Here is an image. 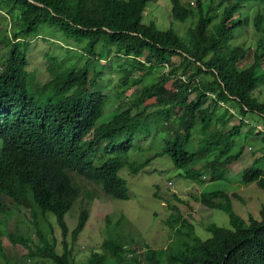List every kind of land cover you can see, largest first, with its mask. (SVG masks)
<instances>
[{
  "label": "trees",
  "instance_id": "1",
  "mask_svg": "<svg viewBox=\"0 0 264 264\" xmlns=\"http://www.w3.org/2000/svg\"><path fill=\"white\" fill-rule=\"evenodd\" d=\"M151 1L155 0H0V19L5 22L2 41L9 48L0 63V214L5 212L7 196L30 208L35 218L34 206L38 207L53 231L52 213L62 231V252L40 227L35 248L30 237L10 235L29 254L51 264H76L67 238L71 233L76 240L90 217L88 208H83L70 231L65 216L81 195L71 171L100 184L108 196L129 199V186L120 171L128 167L135 174L150 163L152 158L142 162L131 158L135 143L145 145L147 137V145L152 146L157 134L165 132L161 150L154 156L170 155L174 165L185 170L183 175L198 183H203L207 171L212 181L226 179L229 166L241 159L250 143L249 136L257 135L264 142V101L253 95L264 77L258 72L264 62V15L255 18L262 37L254 62L243 66L250 48L231 41L245 24L235 14L246 0H219L218 4L210 0L206 9L203 0L196 4L172 0L175 20L184 22L198 14L189 41L173 27L143 23ZM42 29L55 36L43 34V39L67 53L62 59L46 53L51 78L45 83L37 81L28 67L32 40L42 37ZM75 44L81 49V66L70 62L68 51ZM101 60L115 66L123 87L130 86L136 72L141 74L134 83L140 85L155 70L166 66L167 71L121 99V92L112 96L99 89L104 75L96 63ZM114 99L128 107L108 112ZM108 114L112 118L105 120ZM250 114L256 115L254 120ZM236 117L238 123L230 127ZM242 180L264 188V153L243 170ZM233 198L239 194L223 188L197 197L208 208L227 212L232 227L214 223L212 235L203 239L190 223L189 240L182 239L177 252L169 246V264H264V204L262 219L250 216L247 221L233 210ZM103 247L119 262L137 251L114 236L106 238ZM147 247L146 264H163L158 250ZM106 258L94 253L90 262L104 264Z\"/></svg>",
  "mask_w": 264,
  "mask_h": 264
},
{
  "label": "rangeland",
  "instance_id": "2",
  "mask_svg": "<svg viewBox=\"0 0 264 264\" xmlns=\"http://www.w3.org/2000/svg\"><path fill=\"white\" fill-rule=\"evenodd\" d=\"M196 4V0H192ZM205 9L210 0H203ZM216 0L215 4H218ZM220 13L221 8H218ZM261 13L264 15V1L246 0L236 12L235 16L243 19L244 25L235 31V37L231 41L233 45H244L250 48L247 58L242 62L243 66L254 62V51L262 34L257 31L255 18ZM198 20V14H194L187 21H177L172 16V0H155L148 3L143 23L149 24L155 22L160 29L173 27L185 41H189L190 30L195 26ZM217 16L214 22L218 21ZM5 22L0 19V63L8 54V47L2 41ZM42 37L32 40L29 51V70L36 73V80L45 83L51 78L47 70L48 58L46 53L50 52L53 56L60 59L66 57V50L60 48L57 44L43 39L44 36L51 37L53 34L48 29L40 31ZM44 34V36H43ZM55 39V36H53ZM50 39V38H49ZM51 41V40H50ZM62 44L63 42L60 41ZM61 44V45H62ZM76 45V44H75ZM71 45L72 49L68 51L71 55V63L77 62L79 66L83 64L80 47ZM176 61L179 57H174ZM108 60V59H107ZM102 61V62H101ZM96 63V69L102 71L103 78L99 80V89H102L112 96L116 92H121L123 98L126 95L134 93L139 87L150 84L158 79L160 74L167 71V67L159 68L152 74L146 76L143 84L134 83L141 74L136 72L130 79V86L123 87L120 83L121 74L115 70V66L108 67L110 60H101ZM110 68V69H109ZM92 68V74L93 70ZM259 74H264V62L258 69ZM264 76V75H263ZM253 95L264 101V77H262ZM121 99L119 101L121 102ZM126 100V99H125ZM117 99H114L108 107V112L124 109L128 106L120 105ZM152 110V108L150 109ZM254 114H250L252 120ZM112 115H106L104 119H111ZM238 123L237 117L233 119L229 126ZM261 126V125H260ZM245 127L243 132L247 131ZM165 132H159L151 145L148 146L150 137H147L145 145L135 143L136 148L131 151L132 160L142 162L152 158L150 163L138 171L132 173L128 167H123L120 175L124 177L129 186L130 198L118 199L108 196L101 189V185L94 181L82 177L76 171L72 172L74 182L81 187V195L67 212L65 218L72 231L78 221L79 214L83 208H88L90 217L84 230L76 240H73L69 233L67 241L73 249L76 264H91L90 259L94 253L106 255L104 264H146L147 246L158 250V258L163 264L168 263L169 246H173L177 252L179 243L189 240L187 232L190 231L189 224L194 226L195 234L203 239L212 235L210 226L218 224L224 227H232L231 219L227 212L218 208H208L202 202L197 200L201 193L207 190L223 188L231 194L236 192L239 198L232 199L233 210L249 220L250 216L262 219V206L264 204V188L259 187L255 182L245 183L242 180V173L247 166L251 165L255 158L264 153V142L257 135L249 136L246 147L241 159L229 166L226 179L212 181L210 171L204 172L203 183H198L183 175L184 169L178 168L170 155L162 154L154 156L161 150L163 143L161 139ZM197 140L199 135H195ZM243 141V135L240 136ZM142 142V143H144ZM242 145L240 142L238 146ZM2 150V141L0 140V153ZM205 175V176H204ZM5 212L0 214V264H51L49 260L42 259L39 256L29 254V249L21 242L11 240L10 235L30 237L33 248L39 245L40 239L38 228L49 239H55L59 252L63 251V235L61 228L56 223V217L49 213V220L53 231L50 230V224L44 219L38 207L37 217L32 214V210L27 207L19 206L7 196H4ZM176 206L177 208H174ZM110 216V219H108ZM123 217L121 224L118 222ZM178 219V221H177ZM110 220V222H108ZM109 236L118 238L125 243L127 248L137 249L136 253H130V258L119 262L116 258L109 255L104 249L103 242ZM133 239V242H132ZM133 258V259H132ZM103 264V263H99Z\"/></svg>",
  "mask_w": 264,
  "mask_h": 264
}]
</instances>
